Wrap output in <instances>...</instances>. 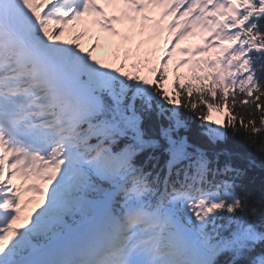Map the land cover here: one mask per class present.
<instances>
[{"label":"snow or ice","instance_id":"obj_1","mask_svg":"<svg viewBox=\"0 0 264 264\" xmlns=\"http://www.w3.org/2000/svg\"><path fill=\"white\" fill-rule=\"evenodd\" d=\"M241 130L264 157V0H0V264H264Z\"/></svg>","mask_w":264,"mask_h":264},{"label":"trees","instance_id":"obj_2","mask_svg":"<svg viewBox=\"0 0 264 264\" xmlns=\"http://www.w3.org/2000/svg\"><path fill=\"white\" fill-rule=\"evenodd\" d=\"M169 80H172V78L169 77ZM166 86H169L170 91L174 87V85H172L169 81ZM224 109L223 114H226L228 112V108L225 106ZM195 123L199 125L200 121L197 119ZM225 146L236 155L237 161L243 162L246 167L248 166L247 159L251 158L255 161V164L248 168V177L244 183L248 190L253 191L258 195L262 184H264V157H261V155L256 151V147L245 139L242 130L236 135H233L232 132L229 131L228 141ZM241 157L243 160L240 159Z\"/></svg>","mask_w":264,"mask_h":264},{"label":"rangeland","instance_id":"obj_3","mask_svg":"<svg viewBox=\"0 0 264 264\" xmlns=\"http://www.w3.org/2000/svg\"><path fill=\"white\" fill-rule=\"evenodd\" d=\"M99 53V52H98ZM97 53V54H98ZM212 119H221L220 115L218 113H212Z\"/></svg>","mask_w":264,"mask_h":264}]
</instances>
